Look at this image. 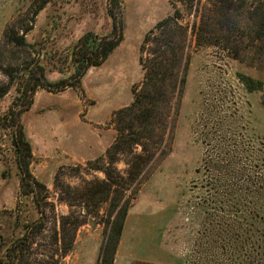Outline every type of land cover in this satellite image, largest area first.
<instances>
[{"label":"rangeland","instance_id":"rangeland-1","mask_svg":"<svg viewBox=\"0 0 264 264\" xmlns=\"http://www.w3.org/2000/svg\"><path fill=\"white\" fill-rule=\"evenodd\" d=\"M173 6L192 25L194 14L175 0H0V89H8L0 98V264L27 236L14 264H100L125 204L129 243L155 257L264 264V68L230 57L226 45L199 47L190 29L170 154L149 163L141 147L135 153L143 160L119 154V183L107 180L115 114L143 81L145 36ZM11 31L26 46L7 42ZM88 37L122 41L79 78L75 55ZM39 73L73 87H38L16 117ZM20 131L31 145L32 187L23 186ZM133 163L143 170L129 184Z\"/></svg>","mask_w":264,"mask_h":264},{"label":"trees","instance_id":"trees-1","mask_svg":"<svg viewBox=\"0 0 264 264\" xmlns=\"http://www.w3.org/2000/svg\"><path fill=\"white\" fill-rule=\"evenodd\" d=\"M175 2L184 8L187 15L194 14V21L192 25L185 23L183 11L173 6V14L158 22L145 36L139 59L144 73L143 81L134 87L132 103L115 114L117 137L115 143L107 150L109 162L105 172L107 180L112 185L119 183L115 179L113 169V165L119 160V154H131L135 159L143 160L141 155L135 153L136 149L141 147L142 152L148 155V163L157 154H159L157 161L170 154L174 119L178 114L187 80L189 66L187 42L190 29L197 46L224 44L230 57L241 62L248 60L252 67L264 68V0H175ZM114 30L117 32L116 26ZM5 39L17 47L26 46V38L13 31L6 32ZM121 41V37L118 40L105 38L98 42L90 37L86 38L81 43V52L75 55L79 78L85 75L91 66L102 65ZM34 77L39 81L29 85L27 107L19 111L16 117L30 109L38 87L54 93L62 92L69 86L73 87L65 81L48 83L42 80L43 73ZM7 93V88L0 89V98ZM15 145L23 173V186L25 184L31 186L29 161L32 150L31 145L25 141L22 131L16 135ZM140 167L138 163L131 165L128 174L129 184L138 180L143 170ZM96 168L101 170L100 167ZM34 183L39 185L37 182ZM127 207L128 204H125L114 222L100 264L114 263L127 217ZM28 243L27 236L9 249L8 264L20 260Z\"/></svg>","mask_w":264,"mask_h":264},{"label":"crops","instance_id":"crops-1","mask_svg":"<svg viewBox=\"0 0 264 264\" xmlns=\"http://www.w3.org/2000/svg\"><path fill=\"white\" fill-rule=\"evenodd\" d=\"M125 230L121 236L114 264H179L174 260L155 257L151 248L139 247L137 241L129 243Z\"/></svg>","mask_w":264,"mask_h":264},{"label":"water","instance_id":"water-1","mask_svg":"<svg viewBox=\"0 0 264 264\" xmlns=\"http://www.w3.org/2000/svg\"><path fill=\"white\" fill-rule=\"evenodd\" d=\"M262 101L264 102V96L262 97Z\"/></svg>","mask_w":264,"mask_h":264}]
</instances>
